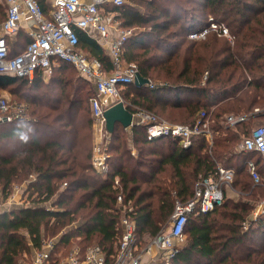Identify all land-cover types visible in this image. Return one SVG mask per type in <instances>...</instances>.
I'll return each mask as SVG.
<instances>
[{
    "label": "trees",
    "instance_id": "1",
    "mask_svg": "<svg viewBox=\"0 0 264 264\" xmlns=\"http://www.w3.org/2000/svg\"><path fill=\"white\" fill-rule=\"evenodd\" d=\"M132 1L109 3L105 13H114L125 29H142L128 38L123 57L150 85L121 87L126 107L136 112L135 105L189 126L204 114L212 143L199 135L184 147L171 137L152 140L141 124L130 135L117 124L111 135L110 170L103 176L92 163L93 80L64 61L48 82L41 76L32 83L0 76V89L13 90L19 83L21 91L27 88L21 97L32 116L0 124V194L7 199L17 182L29 181L31 203L0 214V264H32L27 259L44 249L49 236L58 240L50 264H62V257L74 251L84 257L90 246H100L111 260L126 214L136 222L139 243H145L168 224L176 202L190 201L196 184L219 167L235 171L240 192L258 201L264 198L262 155L238 150L264 125V0ZM38 2L49 18L52 2ZM6 16L0 1V22ZM210 18L227 26L234 44L217 33L189 38ZM23 28L6 35L12 57L31 41ZM75 32L78 49L113 73V59L96 30L75 27ZM229 116L248 119L229 127ZM251 161L260 184L251 175ZM251 203L224 199L212 212L189 214L186 243L170 264H264V216L254 230H243Z\"/></svg>",
    "mask_w": 264,
    "mask_h": 264
},
{
    "label": "built area",
    "instance_id": "2",
    "mask_svg": "<svg viewBox=\"0 0 264 264\" xmlns=\"http://www.w3.org/2000/svg\"><path fill=\"white\" fill-rule=\"evenodd\" d=\"M1 1L7 4L8 9L6 19L0 22V76L23 78L32 83L37 76L44 80L51 78L62 61L72 64L80 74L94 81L97 95L91 102L92 116L93 119L102 122L108 132L104 113L121 100L120 88L134 83L138 71L134 64L128 63L123 57L124 45L133 34V30L115 27V14L111 12L105 14L106 5L110 3L122 6L128 3V0H51L53 8L49 18L45 16L38 0ZM23 22L28 23L31 41L22 53L12 57L6 35L16 34ZM75 27L96 30L98 40L113 59L115 66L113 73L104 71L98 59L78 49L79 41ZM213 32L220 37H226L234 44L235 39L227 26L214 21L213 18L209 19L205 27L191 32L189 38L205 39ZM28 110L27 104H11L8 98L0 96V124L29 121L31 118L28 117ZM133 115L135 121L146 128L152 140L171 137L180 140L184 147H190L194 136L203 135L212 143L209 122L204 119V114L197 119L194 126L158 122L156 115L140 108H137L136 114ZM135 115H139L140 118ZM247 119L246 116H229L226 124L232 127ZM107 149L106 146L104 150L100 146H95L93 151V167L103 176L110 170L111 154L107 153ZM238 150L257 151L262 155L264 163V125L257 127ZM249 169L255 183H262L253 161L249 163ZM234 178L233 169L219 167L215 174L200 180L196 184L194 197L188 202L179 200L176 202L168 224L151 239L148 246L138 248L136 222L126 214L121 222L122 234L118 252L111 260L107 259L100 246H90L84 257H80L79 252L74 251L62 264H170L186 240L185 228L189 214L197 211L209 213L221 205L225 199V189L232 184ZM119 202H122L121 197ZM53 244L49 242L41 252H35L32 264H50L49 256Z\"/></svg>",
    "mask_w": 264,
    "mask_h": 264
},
{
    "label": "rangeland",
    "instance_id": "3",
    "mask_svg": "<svg viewBox=\"0 0 264 264\" xmlns=\"http://www.w3.org/2000/svg\"><path fill=\"white\" fill-rule=\"evenodd\" d=\"M128 3L132 4L133 1L132 0H128ZM120 22L121 21L117 20L116 17H115V25L114 26L115 27L119 26V27L123 28ZM141 30L142 29H139V28L133 29V33H139V32H141ZM13 87L16 88V89H13V90L10 89V88H7V89L2 88V89H0V96H5L6 98H8V100H10L11 104H15V103H25V104H27V106L29 108L28 117L32 118V116L30 114V105L28 104V102H25V100H23V98L21 97V94L25 93L27 88L23 87L24 89H22V91H21L20 90V88H21L20 87V83H19V85L15 84ZM18 90H20V92ZM16 93L18 94L19 97L16 96ZM120 98H121L120 101L124 102L125 105H129V103L125 102V100L123 98V93L120 94ZM137 108L143 109L141 107L132 105V109L133 110H137ZM132 113L136 114V112H132ZM153 114L156 115V118H157L158 122L166 121L168 123H173V124H178L179 123L178 121H175V120L173 121L172 119L166 117L164 114H161V113H157V114L153 113ZM135 117H137L138 119L140 118L139 115H135ZM126 133L128 135H130L131 134L130 129H128L126 131ZM91 134H92V148H93V151H94L95 146H100L102 148V150H104V148L106 146L108 148L107 149V153L110 154L111 153L110 144H111V140H112V138H111L112 134L109 133V132H106V130L104 129V124L102 122H99V121L93 119V125H92V128H91ZM211 139L213 140V137H211ZM238 148H240V146ZM236 180H237V177H236V179L234 178V181L232 182V184L225 189V199H229V200H231L232 202H235V203H239V202H242V201H250V202H252L251 204H253L252 205L253 206V210H251L246 222L244 223V227H243V230L248 232L250 230H254L256 228V224L258 223L257 220L260 217L264 216V211H263L264 210V205H263L264 198H262V199H260V201H258V199H255L254 197H251V196H249V195H247L245 193L240 192V189L235 186ZM24 182L28 183L29 181H24ZM24 182H17L15 184L14 188L16 186H18V185H22ZM25 198L26 197H23L22 200H25ZM17 201H18V199H17ZM151 239L152 238H147L145 240V243H139L138 244V248L142 249L146 245L148 246L150 244V242H151ZM57 241H58L57 237L50 238V236H49V237L46 238V242L47 243H49V242L56 243ZM185 243H186V240L183 242L182 245H184ZM35 252H37V251H34L32 256L29 257V259H27L28 262L33 261V258L35 256ZM70 255L71 254H68V256L62 257L61 260L62 261L66 260Z\"/></svg>",
    "mask_w": 264,
    "mask_h": 264
},
{
    "label": "water",
    "instance_id": "4",
    "mask_svg": "<svg viewBox=\"0 0 264 264\" xmlns=\"http://www.w3.org/2000/svg\"><path fill=\"white\" fill-rule=\"evenodd\" d=\"M135 85L138 87L148 86L150 80L142 77L139 73L136 74ZM106 128L109 133H113L117 124L123 128H133L138 123L135 121L133 113L128 110L124 102L119 101L107 109L104 113Z\"/></svg>",
    "mask_w": 264,
    "mask_h": 264
},
{
    "label": "crops",
    "instance_id": "5",
    "mask_svg": "<svg viewBox=\"0 0 264 264\" xmlns=\"http://www.w3.org/2000/svg\"><path fill=\"white\" fill-rule=\"evenodd\" d=\"M49 1H51V0H49ZM87 1H90V0H87ZM1 3L4 5L5 11L7 14V9H8L7 4L5 2H2V1H1ZM22 27H24L23 30L27 34V36L29 37L28 33H29L30 29H29L28 23L23 22L21 25V28ZM50 79L51 78H49L48 80H44V81L47 82ZM128 129H130V131H131L132 128H128ZM128 129H126V130H128ZM28 185H29V182L28 183L25 182L22 185L16 186L15 188H13L10 197H8L7 199H4L2 197V195L0 194V214L3 213L4 211H7V210L21 208L23 206H29L31 204L30 200H29V194L27 193ZM23 197H26L25 200H22ZM17 199H18V201H17Z\"/></svg>",
    "mask_w": 264,
    "mask_h": 264
}]
</instances>
